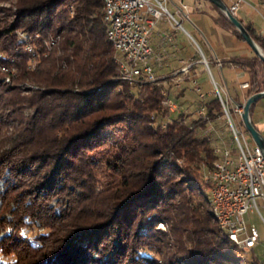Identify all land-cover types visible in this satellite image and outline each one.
Masks as SVG:
<instances>
[{"label":"trees","instance_id":"obj_1","mask_svg":"<svg viewBox=\"0 0 264 264\" xmlns=\"http://www.w3.org/2000/svg\"><path fill=\"white\" fill-rule=\"evenodd\" d=\"M211 5L219 12L215 22L242 39ZM242 22L264 53V34ZM0 45L16 78L35 86L24 92L16 79L8 84L0 76L3 211L19 201L14 234L0 238V248L15 251L17 264H264L222 230L213 187L201 174L217 157L203 130L221 113L218 99L202 102L205 115L168 117L160 80L124 79L107 37L104 0H0ZM219 63L248 75L249 87L236 102L264 90L257 55ZM194 104L193 110L201 102ZM26 107L34 110L24 117ZM16 121L11 144L2 146L4 126ZM107 129L124 134L110 142ZM104 171L112 179L97 191ZM25 217L47 229L36 243L15 234Z\"/></svg>","mask_w":264,"mask_h":264},{"label":"built area","instance_id":"obj_2","mask_svg":"<svg viewBox=\"0 0 264 264\" xmlns=\"http://www.w3.org/2000/svg\"><path fill=\"white\" fill-rule=\"evenodd\" d=\"M167 0H109L111 15L108 17V26L115 35L118 45V66L123 77L128 80L142 77L147 81L158 80L153 73L151 60L154 56L150 45L151 31L156 23L167 16L177 27L183 29L181 24L169 13L165 2ZM228 11L237 17L239 6L244 0H222ZM200 3L197 4V7ZM186 4L179 7L183 12ZM186 15V13H184ZM202 61L210 73L213 95L218 99L221 113L209 121L203 130L212 142L216 160L212 167L202 166V176H208V182L213 187L216 204L228 221L229 230L241 239V247L248 251L255 247L259 241V230L253 224L246 225L245 214L257 211L261 214L258 200L264 209V157L259 147L248 141V134L241 122L236 123L233 113L240 117L242 109L230 95L229 88L224 80V86L219 84L209 70L208 63L199 47ZM122 58H120V56ZM218 67L221 70L220 63ZM222 72V71H221ZM181 78H173V84L180 87ZM161 105L165 108L168 117L181 111L190 112L182 104L175 101L166 87V82H161ZM242 89L249 87V82H239ZM198 92L201 104L192 111V116L205 115L206 106L202 103L206 97ZM232 104V108L231 105ZM224 120L223 130L215 128L217 119Z\"/></svg>","mask_w":264,"mask_h":264},{"label":"rangeland","instance_id":"obj_3","mask_svg":"<svg viewBox=\"0 0 264 264\" xmlns=\"http://www.w3.org/2000/svg\"><path fill=\"white\" fill-rule=\"evenodd\" d=\"M198 2L201 3L199 7H197ZM183 4L187 5V8L182 11L179 10V7H182ZM1 5L9 6L8 2H1ZM168 10L174 14L175 18L180 22L181 26L187 31H185L179 27V31L184 36V44L186 48L190 51V53L197 52L199 55V46L204 52L207 58H214L215 55L220 59H227L230 56H250L253 55L254 52L251 47L241 38H238L235 34H233L228 29L219 26L215 22V18L218 17V10L215 7H212L211 3L208 0H167L165 2ZM186 13V15H184ZM237 17L244 22H250L255 27L258 32L264 34V5L262 4V0H244L241 3L238 11ZM50 43L48 40L47 43ZM258 44V43H257ZM259 45V44H258ZM262 50L261 46L259 45ZM28 51H30V47ZM263 52V50H262ZM5 56V59H4ZM120 56V55H119ZM122 58V56H120ZM0 76L3 75L5 82L8 84L15 83V79L20 88L27 92L29 88L35 87L30 80L27 78L17 79L19 76L18 70L16 69L15 64H13L10 60L7 61L6 53L2 51V47L0 45ZM9 59V58H8ZM13 61V60H12ZM210 62V61H209ZM37 64V58H33L29 61V67L33 68ZM210 67L214 78L218 81L219 84L224 86V80L229 88L230 95L234 98L237 95V98L242 101L243 96L245 94L244 90L240 87L239 82L248 79V75L245 71L241 70L238 67L224 66L221 70L216 68L215 65L210 62ZM196 78L198 80V85L200 86L202 92L206 98L213 96V87L210 80V73L203 63L196 64ZM27 94V93H24ZM186 97L189 100H194L190 104V108L193 110L195 106V101L198 99V92L191 90L187 91ZM183 98L179 101H182ZM231 108H232V104ZM188 109V106H186ZM32 107H26L23 109L24 117L30 115L33 112ZM189 110V109H188ZM192 113V111H191ZM190 113V115H192ZM236 123L240 122V117L236 114H232ZM252 118L255 125L258 127L262 136L264 137V96L260 97L256 100L252 109ZM224 120L219 118L215 122V128L223 130L224 133H227L224 125ZM17 121L12 125H6L3 128L2 133L4 134V140L2 141V146L10 145L12 141L11 138L15 136V132L17 128ZM104 134H106L110 140L113 142L114 139L120 138L122 131H116L107 129ZM248 141L250 144H253V140L251 139L249 133ZM109 171H104L102 174H98L97 179L98 183H96V190H101L104 184L108 181H111V176ZM205 180L206 178L202 176ZM0 181L4 182L3 178ZM208 181V180H207ZM2 191H0V218L4 217L5 222L0 226L1 231L5 229L8 224L12 225V222L7 219V217L11 216L14 219L16 218L14 211L18 206L19 201L13 200V202L9 203L10 209L7 211L4 210L3 200H2ZM17 203V204H16ZM258 204L260 206L261 214L257 211L248 212L245 214L244 218L246 221V225L249 226L253 224L257 227L260 234V239L258 246L256 247V254L264 259V209L261 207V200H258ZM50 205L54 207H58L57 199L53 198L50 201ZM213 210V208H212ZM13 219V220H14ZM24 223L20 226L21 228L26 229L28 238H25L28 242L31 240L32 243H36L38 241L37 236L41 233L46 232V228L41 225V223L36 219H30L29 222ZM13 227V226H12ZM158 228H164L161 223H158ZM2 238V237H0ZM5 257H15L17 260V253L15 251H11L10 253H4ZM19 256V255H18Z\"/></svg>","mask_w":264,"mask_h":264},{"label":"crops","instance_id":"obj_4","mask_svg":"<svg viewBox=\"0 0 264 264\" xmlns=\"http://www.w3.org/2000/svg\"><path fill=\"white\" fill-rule=\"evenodd\" d=\"M169 13L175 18L173 13H171L170 11ZM175 20L177 19L175 18ZM183 30L186 34L189 35V33H187L184 28ZM150 45L153 49L154 54L151 60L154 75L161 82H166V87L169 89L170 96L175 101H177L179 104H182L184 107L188 106L189 111H192V109L190 108V104L194 102V100H189L186 95L187 91L191 90V88L193 91H195V86H198L200 88V86L198 85V80L196 78V64H205L201 60V54L199 53L198 55L197 52L190 53V51L186 48L184 44V36L179 31V27H177L175 23L167 16L161 18L152 29L150 35ZM202 53L208 63V67L211 73L212 71L210 67V62H212L216 68H219L218 64L220 58H218L216 55L214 58H207L203 51ZM173 78H181L180 87H176L173 84ZM182 98L183 100L179 101ZM258 243L255 247H253V250L255 252Z\"/></svg>","mask_w":264,"mask_h":264},{"label":"water","instance_id":"obj_5","mask_svg":"<svg viewBox=\"0 0 264 264\" xmlns=\"http://www.w3.org/2000/svg\"><path fill=\"white\" fill-rule=\"evenodd\" d=\"M208 1H210L217 8L223 11V13L227 16L229 21L233 24L235 29L238 31L242 39L251 47L254 54L257 55L264 63V53L260 49L259 45L252 38V36L249 34L242 20L232 15L228 11L225 3L222 0H208ZM262 96H264V90L252 93L242 103L236 102V104L238 107H241L242 109L241 119H242L244 128L249 133L253 142L259 147L264 157V137L262 136L261 132L257 129V127L254 125L251 115H250L251 106L256 102L257 99H259Z\"/></svg>","mask_w":264,"mask_h":264},{"label":"bare ground","instance_id":"obj_6","mask_svg":"<svg viewBox=\"0 0 264 264\" xmlns=\"http://www.w3.org/2000/svg\"><path fill=\"white\" fill-rule=\"evenodd\" d=\"M105 3V21L107 24V37L108 39L111 41V43L113 44V47L115 49L117 58H118V45L115 41V35L112 32V30L109 28L108 26V17L109 15H111V7H109V0H104ZM124 79H127L126 77H123ZM208 178V176H206ZM212 208H213V212L219 222L220 227L222 228V230L227 234V236L229 237V239L236 244L239 248L242 249L241 247V239L239 237H236L234 234H232L229 230V224L228 221L225 219L221 208L219 206H217L216 204V199H215V195H214V191L212 190Z\"/></svg>","mask_w":264,"mask_h":264},{"label":"clouds","instance_id":"obj_7","mask_svg":"<svg viewBox=\"0 0 264 264\" xmlns=\"http://www.w3.org/2000/svg\"><path fill=\"white\" fill-rule=\"evenodd\" d=\"M3 190H4V184L2 181H0V191H3ZM30 203H31V199L29 198L28 200H26V204H30ZM54 211L59 213L60 208L55 207ZM7 219L9 221H12L14 218L9 216V217H7ZM24 219H25V223H27L30 221L31 218L25 217ZM12 234H14V230H13V227L11 224H8L3 231H0V237H3L4 235H12ZM15 234L19 235L21 238H28L26 229H24V228L19 229V231ZM29 242L31 243V240ZM0 262H3V264H17V260L14 256L13 257H5L4 251L2 248H0Z\"/></svg>","mask_w":264,"mask_h":264},{"label":"snow or ice","instance_id":"obj_8","mask_svg":"<svg viewBox=\"0 0 264 264\" xmlns=\"http://www.w3.org/2000/svg\"><path fill=\"white\" fill-rule=\"evenodd\" d=\"M0 264H3V262H0Z\"/></svg>","mask_w":264,"mask_h":264}]
</instances>
